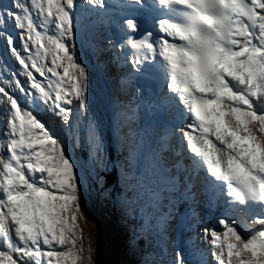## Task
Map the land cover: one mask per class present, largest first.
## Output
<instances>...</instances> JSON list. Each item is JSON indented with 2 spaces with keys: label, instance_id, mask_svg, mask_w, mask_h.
Instances as JSON below:
<instances>
[{
  "label": "snow or ice",
  "instance_id": "1",
  "mask_svg": "<svg viewBox=\"0 0 264 264\" xmlns=\"http://www.w3.org/2000/svg\"><path fill=\"white\" fill-rule=\"evenodd\" d=\"M79 6L82 13L77 0H0V40L19 65L0 73V264H99V239L85 248L78 221L93 197L127 216L102 175L117 67L137 108L172 114L163 138L178 140L169 158L161 134L145 129L128 149L129 168L143 162L138 175L119 157L111 162L124 186L157 206L180 192L189 231L202 222L198 196L220 212L219 230L203 228L208 248H174L170 264H264V0ZM160 75L163 91L146 96L142 84ZM84 148L91 166L74 156ZM238 215L259 228L242 232ZM137 236L133 229L130 248Z\"/></svg>",
  "mask_w": 264,
  "mask_h": 264
},
{
  "label": "rangeland",
  "instance_id": "2",
  "mask_svg": "<svg viewBox=\"0 0 264 264\" xmlns=\"http://www.w3.org/2000/svg\"><path fill=\"white\" fill-rule=\"evenodd\" d=\"M79 164L81 163V160L77 157H75ZM124 189V190H123ZM122 192L124 193L123 199L126 200L127 204L129 205L128 209L130 212H128V215L126 217L127 219H130L133 222L134 219L132 216H134V213L136 209H138V206L144 203L145 195L142 192H139L137 190H130V193L127 194L126 188H123ZM130 189V188H129ZM150 213L152 214V217H154L155 221L157 220L159 208L157 207L155 210V214L150 208H148ZM84 210H85V219L78 221L79 229L81 231V234L84 237V240L82 243L84 244L85 248L88 247L89 241H92L93 247H96V238L99 239V248L98 256H94L95 260L99 261V264H106L108 251L111 248L107 249V245L105 243L106 237L109 235V232L115 228H117V221H122L124 218H122V211L118 206H114L113 204L109 203V201L103 202V204H98L96 199L91 198L84 204ZM144 214V213H143ZM145 215V214H144ZM153 222V221H152ZM123 223V229H125V224ZM128 224V223H127ZM156 224L153 222L152 227L155 229L154 231V243H153V249L158 254L160 252V243L157 242L159 239V236L157 235L158 230L155 227ZM114 227V228H113ZM133 227H130V232L133 234ZM153 234V233H152ZM105 236V238L103 237ZM125 235L121 236V245L124 247V249L127 252H124L123 257L120 258L119 263L120 264H141L138 262L140 257V252L138 250H133L134 248H126L127 242L124 240ZM109 240V239H108ZM113 240L115 241V238L113 236ZM106 249L108 250L106 252ZM133 250V251H131ZM126 253H129V256L131 259L126 257Z\"/></svg>",
  "mask_w": 264,
  "mask_h": 264
},
{
  "label": "bare ground",
  "instance_id": "3",
  "mask_svg": "<svg viewBox=\"0 0 264 264\" xmlns=\"http://www.w3.org/2000/svg\"><path fill=\"white\" fill-rule=\"evenodd\" d=\"M8 59H5L4 60V62L5 61H7ZM118 70H120V71H122V69H121V67H117L116 69H115V71H114V76H115V80L114 81H112L113 82V86L115 85L116 86V88L114 87V90H118V92H119V94H121V95H123V97L124 96H128V93L130 94V90L127 92V91H122L121 90V87H124V88H127V85L126 86H121L120 85V83H119V76H118V74H117V71ZM121 74V73H120ZM158 84V83H157ZM161 84H163V83H161ZM159 85V84H158ZM155 86V85H154ZM160 87H162V86H160L159 85V88ZM155 91H156V88H155ZM125 94V95H124ZM130 97H131V95H130ZM128 102H130V103H132L133 101L131 100V98H129V100H128ZM134 103H136V101L135 102H133V104ZM138 103V102H137ZM118 104V107L116 108V115H115V119H114V121H116L117 123H122V124H125V123H127V126L128 127H130V128H136L137 127V125L139 124V120H140V114H139V111H138V108H136V104L135 105H133L132 106V108H130L129 110H128V108L127 107H125L124 105H121V103L119 104V103H117ZM136 108V109H135ZM134 109H135V111H134ZM128 110V111H127ZM127 111V112H126ZM118 113H119V115H118ZM132 117V120H130V118ZM146 120V123L145 124H143V126H142V124H139L138 125V127H140V130H144L145 128H148V126H150L149 125V122H148V120L147 119H145ZM115 122V123H116ZM126 125V124H125ZM151 128L153 129V126L151 125ZM150 130V129H149ZM151 132H152V130H151ZM162 135H163V133H162ZM129 136L131 137V134H129ZM126 144H129L130 143V141L128 142V141H126L125 142ZM127 148V147H126ZM0 152H2V150L0 149Z\"/></svg>",
  "mask_w": 264,
  "mask_h": 264
},
{
  "label": "trees",
  "instance_id": "4",
  "mask_svg": "<svg viewBox=\"0 0 264 264\" xmlns=\"http://www.w3.org/2000/svg\"><path fill=\"white\" fill-rule=\"evenodd\" d=\"M107 244L109 245L110 244V246H111V250H112V252L110 251V249H109V251H108V258H109V260H110V262L112 263V264H115V260L116 259H114V256H116L115 254H116V251H115V242L112 240V237H111V235H109V240L107 241ZM109 246V247H110ZM112 260H114L115 262H113Z\"/></svg>",
  "mask_w": 264,
  "mask_h": 264
}]
</instances>
